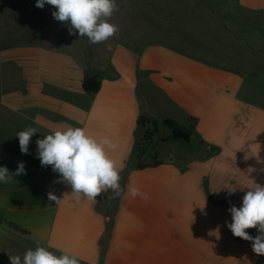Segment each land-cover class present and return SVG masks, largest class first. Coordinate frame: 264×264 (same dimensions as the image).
I'll list each match as a JSON object with an SVG mask.
<instances>
[{
    "label": "crops",
    "instance_id": "crops-1",
    "mask_svg": "<svg viewBox=\"0 0 264 264\" xmlns=\"http://www.w3.org/2000/svg\"><path fill=\"white\" fill-rule=\"evenodd\" d=\"M116 3L110 22L119 31L91 44L69 34L51 5L0 0V36L25 38L0 49V167L14 173L23 162L27 173L0 183V264L36 241L80 264H264L227 227L228 209L242 206L248 187L264 186V76L250 71L251 63L264 69V0ZM219 53L233 54L229 65L207 55ZM234 53L258 55L243 72ZM87 75L100 81L96 93L84 91ZM142 115L161 130L166 119L191 118L203 153L184 160L160 146L162 163L138 169ZM29 126L38 132L22 154L16 133ZM68 126L118 144L109 155L122 168L119 198L77 203L41 166L36 141ZM131 186L148 198H130Z\"/></svg>",
    "mask_w": 264,
    "mask_h": 264
},
{
    "label": "clouds",
    "instance_id": "clouds-1",
    "mask_svg": "<svg viewBox=\"0 0 264 264\" xmlns=\"http://www.w3.org/2000/svg\"><path fill=\"white\" fill-rule=\"evenodd\" d=\"M45 4L53 6L54 19L70 24L69 34L86 36L91 44H99L114 36L119 28L110 22L113 12L118 10L116 0H36V7L43 8ZM38 131L27 127L16 133L22 154L29 153L30 140ZM37 158L41 166H51L53 172L59 174L56 182L66 183L71 188V194L77 203L81 199L95 202L101 194H109V200L119 198L124 193L121 186V167L109 155L115 151L118 144L108 137L97 139L85 129L68 126L44 135L36 141ZM23 162L18 164L14 173L7 167H0V183L7 184L14 176L26 175ZM245 192L242 206H231L228 211L232 222L227 227L235 237L251 242L252 251L257 256H264V186L256 184ZM234 191V190H231ZM127 195L135 199H147V195L139 188L131 186ZM48 199L59 203L60 199L54 191L48 192ZM257 229L258 235L251 236L248 229ZM28 249L23 256L10 255V264H80L79 259L61 252L55 254L48 248L40 246Z\"/></svg>",
    "mask_w": 264,
    "mask_h": 264
},
{
    "label": "rangeland",
    "instance_id": "rangeland-1",
    "mask_svg": "<svg viewBox=\"0 0 264 264\" xmlns=\"http://www.w3.org/2000/svg\"><path fill=\"white\" fill-rule=\"evenodd\" d=\"M25 38L13 36V33L10 36H0V49L5 47H11V45L19 44L24 41ZM209 56H217L218 60L222 64H230V58L233 54L231 53H219V54H207ZM252 55L257 56L258 54L253 53H234V66H238L239 70L246 72L248 71L247 67L250 65ZM252 68L250 71L256 72L260 76H264V69L261 67H255L252 63ZM185 125H182L186 130L191 131L192 137L190 142H184L183 140L174 139L172 136V131L165 126L166 128L161 130L157 126V122L146 125V128L141 130L139 135V140L141 143H144L146 146V151L151 154L154 158L158 153L162 151L159 149L160 146L165 148V154H168V157L175 156L177 158H182L184 160H189L191 158L200 156L203 153L205 148L203 144L200 143V139L192 129V122L188 120ZM164 153L161 154L163 157ZM166 156V155H164ZM102 210L107 214L111 213L112 207L108 205H102Z\"/></svg>",
    "mask_w": 264,
    "mask_h": 264
},
{
    "label": "trees",
    "instance_id": "trees-1",
    "mask_svg": "<svg viewBox=\"0 0 264 264\" xmlns=\"http://www.w3.org/2000/svg\"><path fill=\"white\" fill-rule=\"evenodd\" d=\"M100 88V81L97 79L96 76L87 75L83 80V89L88 94L96 93ZM188 120L192 121L191 118ZM147 118L145 116H141L138 120V125L141 130L146 128ZM164 125L167 126L172 131V136L174 139L183 140L184 142H190L192 133L189 130H186L181 124L166 119L164 121ZM193 129V125H192ZM194 130V129H193ZM201 144H204L203 141L200 140ZM136 167L140 170L149 169V168H156L158 167L162 161L154 158L151 154L146 151V146L144 143H141L140 140L137 142L136 148ZM10 227L13 228L15 231H18L22 234H28L26 230L19 228L13 224H10Z\"/></svg>",
    "mask_w": 264,
    "mask_h": 264
}]
</instances>
